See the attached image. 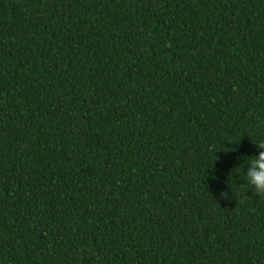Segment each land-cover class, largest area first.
Listing matches in <instances>:
<instances>
[{"label":"trees","instance_id":"16d2710c","mask_svg":"<svg viewBox=\"0 0 264 264\" xmlns=\"http://www.w3.org/2000/svg\"><path fill=\"white\" fill-rule=\"evenodd\" d=\"M252 141L264 0H0V264H264Z\"/></svg>","mask_w":264,"mask_h":264},{"label":"clouds","instance_id":"9594fccd","mask_svg":"<svg viewBox=\"0 0 264 264\" xmlns=\"http://www.w3.org/2000/svg\"><path fill=\"white\" fill-rule=\"evenodd\" d=\"M258 149V156L252 155L251 159L248 161L247 170L245 171V180L249 187L245 189L255 192L256 195L264 197V141L254 142L252 141ZM236 149H232L235 151ZM222 196L227 197V193L222 192Z\"/></svg>","mask_w":264,"mask_h":264}]
</instances>
